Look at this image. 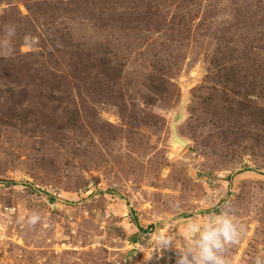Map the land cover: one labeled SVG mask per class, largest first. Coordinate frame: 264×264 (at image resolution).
I'll use <instances>...</instances> for the list:
<instances>
[{
  "label": "rangeland",
  "instance_id": "rangeland-1",
  "mask_svg": "<svg viewBox=\"0 0 264 264\" xmlns=\"http://www.w3.org/2000/svg\"><path fill=\"white\" fill-rule=\"evenodd\" d=\"M9 24L0 264H176L155 237L226 204L229 264L264 255V0H0Z\"/></svg>",
  "mask_w": 264,
  "mask_h": 264
},
{
  "label": "clouds",
  "instance_id": "clouds-1",
  "mask_svg": "<svg viewBox=\"0 0 264 264\" xmlns=\"http://www.w3.org/2000/svg\"><path fill=\"white\" fill-rule=\"evenodd\" d=\"M17 26L9 24L4 27L5 37L0 39V55L10 57L14 52L12 40L16 35ZM7 38V39H5ZM26 44L35 43L30 34L24 36ZM41 221L38 212H33L27 223L35 226ZM187 231L194 234L191 243L177 247L174 234H158L156 244L162 249L174 247L179 255L176 264H229L225 255L231 245L238 243L241 236L240 225L225 205L218 213L209 215L202 223H189ZM253 264H264V255H257Z\"/></svg>",
  "mask_w": 264,
  "mask_h": 264
},
{
  "label": "water",
  "instance_id": "water-1",
  "mask_svg": "<svg viewBox=\"0 0 264 264\" xmlns=\"http://www.w3.org/2000/svg\"><path fill=\"white\" fill-rule=\"evenodd\" d=\"M176 123L177 121H173L172 122V133H171V140L172 142L178 144V145H181V146H186L187 145V142L182 139L178 134H177V131H176Z\"/></svg>",
  "mask_w": 264,
  "mask_h": 264
}]
</instances>
